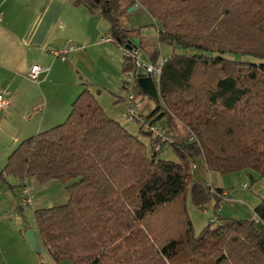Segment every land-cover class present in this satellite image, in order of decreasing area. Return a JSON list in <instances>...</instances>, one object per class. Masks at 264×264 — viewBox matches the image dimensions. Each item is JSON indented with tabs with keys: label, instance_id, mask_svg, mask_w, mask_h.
<instances>
[{
	"label": "trees",
	"instance_id": "trees-1",
	"mask_svg": "<svg viewBox=\"0 0 264 264\" xmlns=\"http://www.w3.org/2000/svg\"><path fill=\"white\" fill-rule=\"evenodd\" d=\"M69 1L100 13L110 24L106 36L124 46L135 47L138 31L123 24L128 8L138 3L152 15L159 38L150 60L157 64L164 47L173 52L148 117L165 119L175 140L156 151L150 133L133 134L88 87L63 123L22 140L0 183L57 179L69 194L66 203L34 211L53 259L42 264H264V200L255 218L218 215L199 233L188 211L189 199L200 209L226 200L224 188L192 172L200 160L207 172L264 178V0ZM178 46L199 52L176 53ZM124 62L123 74L135 69L131 58ZM169 146L178 160L160 157Z\"/></svg>",
	"mask_w": 264,
	"mask_h": 264
},
{
	"label": "crops",
	"instance_id": "crops-1",
	"mask_svg": "<svg viewBox=\"0 0 264 264\" xmlns=\"http://www.w3.org/2000/svg\"><path fill=\"white\" fill-rule=\"evenodd\" d=\"M134 7L145 10L138 3ZM146 22L155 25L151 14ZM123 24L138 29L135 39L143 42L138 48L144 51L143 59L152 63L150 55L158 39L155 42L143 33L145 23L124 18ZM109 30L110 24L100 13L69 0H0V91L8 88L11 93L7 108L0 112V171L22 140L63 123L85 87L92 90L106 113L133 130L124 113L126 99L121 86L125 57L116 42L101 41ZM67 42L84 44L85 49L71 51L63 61L49 51V46L60 48ZM34 65L48 69L39 74L38 83L29 78ZM136 94L145 107L149 96L140 86ZM144 107L142 112L151 117L154 107ZM38 181L31 178L29 188L32 184L38 189ZM8 182V186L0 185V264H42L26 237L27 231L34 229L38 242L37 227L18 215L20 212L24 218L25 212L29 214L19 204L21 187H12L21 182L13 185L10 177ZM38 192L37 199L42 191Z\"/></svg>",
	"mask_w": 264,
	"mask_h": 264
},
{
	"label": "rangeland",
	"instance_id": "rangeland-1",
	"mask_svg": "<svg viewBox=\"0 0 264 264\" xmlns=\"http://www.w3.org/2000/svg\"><path fill=\"white\" fill-rule=\"evenodd\" d=\"M128 11V10H127ZM127 17L125 16L124 18L126 21L130 22H140V23H145L146 26L143 28V33L149 38H152L155 40V42L158 39L157 35V29L155 25L150 22L147 23L148 21V16L149 14L146 12V10H143L142 8H137L136 10L128 11L126 13ZM123 18V19H124ZM153 42V41H152ZM152 49L155 47L151 44L150 46ZM142 51V58L145 56L143 53V49L141 48ZM173 52V48L171 47H164L162 49L161 55H169ZM182 53V54H193V53H198L199 50L195 48H190V49H184L180 46L177 47L176 53ZM146 53V52H145ZM227 56L233 57L235 59H245L248 61H254L255 58L250 57V56H244V55H235V54H228ZM122 75V81H121V86L123 87V80L125 78V74L121 73ZM122 95L125 97L127 96V93L124 89L122 88ZM140 95V94H139ZM147 103L145 104L144 109L148 110V108L154 107L156 108V101L151 99V98H145ZM127 101V100H126ZM153 109V110H154ZM153 111L150 112L149 115H151ZM129 124L133 130H130L132 133L135 135H138L140 133V130L138 128V125L130 122ZM159 124L166 125L167 123L163 120L158 121ZM176 132L175 129L171 131V133ZM144 140L148 144V148H150V140L148 137L143 136ZM160 157L162 159H175L178 160L174 150L172 147L166 148L165 151H163L160 154ZM200 163V165H199ZM196 162V165L198 166L197 169H193L192 167V172L198 171L197 173L201 174L204 176V178L210 182L211 184L214 185L216 188H224L227 192L230 193V196L232 197V200H223L220 203V206L216 208V199H213L209 205L205 207V209H200L196 208L191 199L188 200V211L190 213V217L192 219L193 224L195 225V230L196 233H199L206 225L211 222L212 219L217 217L218 215L227 216L231 218H240V219H249V218H255V213L254 209L255 207L261 203L262 200H264V178H260V180L253 182L251 180V177L248 174V171H240V172H234L231 174H220L218 172H207L205 168L202 167L203 162L201 160ZM200 170V171H199ZM33 178L34 180L38 181L37 177L35 176H30L28 178V181ZM11 183L14 185L15 183L17 184V180L13 177H10ZM8 182V181H7ZM3 182L0 183V185H10L9 182ZM38 189L33 188L32 184L30 187V194L32 195V207H26L24 208L25 211H29V214H26V212L23 214V216L18 213V215L21 217L22 220H26L27 222H30L32 226L37 227L36 225V219H34V211L37 209L45 208V207H51L55 206L57 204H62L66 203L69 200V194L66 191V186L64 183H62L60 180H49L47 182L40 183L38 181ZM245 184H248L247 188H245ZM42 187V186H44ZM44 188V189H42ZM39 190L41 196L37 199L36 194H39ZM20 203V200H19ZM15 219V216L13 217ZM26 227H24L25 229ZM38 244H39V252H36V256L41 259L42 263H51L53 262L52 257L49 255L48 251L46 250L45 245L42 243L41 238H38ZM61 264H74L71 259H66L64 260Z\"/></svg>",
	"mask_w": 264,
	"mask_h": 264
},
{
	"label": "built area",
	"instance_id": "built-area-1",
	"mask_svg": "<svg viewBox=\"0 0 264 264\" xmlns=\"http://www.w3.org/2000/svg\"><path fill=\"white\" fill-rule=\"evenodd\" d=\"M110 40L107 36H102L101 41H107ZM119 49H121L124 57H129L134 61L135 63V69L129 70L125 74V78L123 80V87L127 93L126 96V105L124 108V113L126 116L127 121L130 123H134L136 125H139L143 130L150 133L151 137L154 139L152 147L156 151L162 150L164 145H169V143L174 142V137L171 136L169 132L158 123H153L150 118L142 112V108L144 105V102L142 99H139V97L136 94L137 86V77H138V71L140 68L145 69V73L150 75L156 84V86L159 89V82L162 75V67L165 64V59L160 58L159 62L157 64L150 63L148 61H145L142 58V51L141 48L132 47L128 48L127 46L118 44ZM75 49L78 50H84L85 45L80 43H72L67 42L62 47L57 48L54 46H49V51L55 55V57L63 60L67 59V56L71 51H74ZM48 71L47 68L40 66V65H34L30 72H29V78L32 79L35 82H39V74L41 72ZM10 90L8 88L1 89L0 91V112L7 108L9 104V96H10ZM191 141L194 140V137L192 136L190 138ZM197 165L196 163L193 164V169H196ZM22 183L21 190H20V207L26 208V207H32V195L30 194V188L28 185L27 178H24L20 181ZM248 184H245V188H247ZM222 197H224L226 200H232V197L230 196V193L226 190L222 192Z\"/></svg>",
	"mask_w": 264,
	"mask_h": 264
},
{
	"label": "water",
	"instance_id": "water-1",
	"mask_svg": "<svg viewBox=\"0 0 264 264\" xmlns=\"http://www.w3.org/2000/svg\"><path fill=\"white\" fill-rule=\"evenodd\" d=\"M135 7L132 6L128 8V11H132ZM135 46L139 47V39H134ZM128 48H132V42H129L126 45ZM137 84L140 86V88L144 91L145 94H147L151 98H155L157 101L160 100L159 98V89L156 86L154 79L145 73L144 68H140L138 71V77H137ZM27 240L29 242V245L33 248V250H36V252H39V244L37 242L36 232L34 229L28 230L26 233Z\"/></svg>",
	"mask_w": 264,
	"mask_h": 264
},
{
	"label": "bare ground",
	"instance_id": "bare-ground-1",
	"mask_svg": "<svg viewBox=\"0 0 264 264\" xmlns=\"http://www.w3.org/2000/svg\"><path fill=\"white\" fill-rule=\"evenodd\" d=\"M136 47V46H135ZM138 48V47H137Z\"/></svg>",
	"mask_w": 264,
	"mask_h": 264
}]
</instances>
